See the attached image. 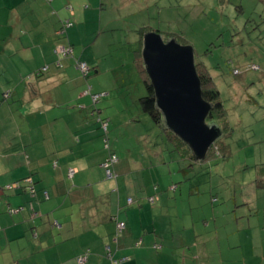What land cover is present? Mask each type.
<instances>
[{
    "label": "crops",
    "instance_id": "crops-1",
    "mask_svg": "<svg viewBox=\"0 0 264 264\" xmlns=\"http://www.w3.org/2000/svg\"><path fill=\"white\" fill-rule=\"evenodd\" d=\"M88 2L91 0H0V55H6L0 61V75L6 91L17 94L10 101L11 94L4 97L6 92L0 88V264H77V258L86 252L87 264H113L111 258L117 264H185L179 260V252L188 243L195 249L186 264H215L222 250L219 232L215 233L217 245L205 236L211 232L198 231L209 221H179L180 215L160 219L163 209L171 213L172 202L177 206L165 192L176 189L162 173L166 154L159 152L143 168L139 192L131 193L130 184L126 187L127 177L122 179L121 190L117 174L107 176L103 164L110 152H116L106 149L101 123L110 120L98 118L96 112L86 118L91 106H96L94 94L69 91L68 82L79 70L77 62H83L88 53L85 49L75 57L72 39L78 33L86 34L88 21L93 28L95 19L103 18V9L98 4L88 6ZM66 22L72 26L65 29ZM67 45L72 47V55L55 54L57 47ZM141 46L143 50V37ZM44 67L48 71L40 73ZM64 87L67 93H56ZM28 178L34 193L25 188ZM175 179L170 176L172 182ZM18 181L20 190H5ZM68 183L74 189L66 190ZM131 195L138 196L136 202ZM152 197L159 203L150 205L147 199ZM135 203L139 210L128 212ZM147 210L155 213L151 221L147 214L142 215ZM173 210L177 215L181 212L178 206ZM105 215L109 218L104 229L97 217ZM119 222L126 224L120 234ZM109 234L116 247L108 244ZM158 245L160 253H153ZM261 251L260 263L264 264V247ZM252 257L256 258L255 251ZM244 258V264H259L248 254Z\"/></svg>",
    "mask_w": 264,
    "mask_h": 264
},
{
    "label": "rangeland",
    "instance_id": "rangeland-1",
    "mask_svg": "<svg viewBox=\"0 0 264 264\" xmlns=\"http://www.w3.org/2000/svg\"><path fill=\"white\" fill-rule=\"evenodd\" d=\"M97 4L103 9L102 20L95 19L93 28L88 21L86 34L78 33L75 40L72 39L75 57L77 52L85 49L88 52L83 62L90 68V75L85 77L80 69L77 74H71L69 91L85 90L99 95L98 103L91 106L92 111L86 118L96 112L98 118L110 120L107 137L111 150L120 160L116 168H112L120 178L116 181L118 187L123 190L122 179L127 177L125 185L130 184L134 193L137 186L142 185L143 168L162 151L167 157L162 173L169 177L167 184L176 187L175 191L168 188L165 192L176 200L181 212L175 213L173 209L177 206L172 202L171 213L163 209L160 219L180 215L179 221H209L210 224L201 226L203 229L198 231L211 232L205 236L213 242H216L215 233L219 232L222 250L215 264L221 261L244 264L247 254L261 264L264 247L261 243L264 238V0H91L87 5ZM144 30L159 33L165 42L175 39L181 45L193 47L195 62L208 69L220 93L226 116L207 124L217 125L222 135L204 160H194L190 155L181 158V150L172 148L166 136L171 131L165 125H156L142 110L141 99L148 94L144 83L147 74L142 68ZM5 58L6 55H0V61ZM3 83L0 75V88L11 94ZM63 90L67 93L66 87L57 88L56 93ZM15 96L14 93L10 101ZM187 149H190L188 145ZM171 175L176 177L174 182L170 180ZM68 189H74L72 183L66 185ZM140 194L139 198H143V193ZM131 196L136 202L138 196ZM147 200L149 202V198ZM149 203L158 204L159 200ZM133 209L139 210L138 204L128 212ZM146 214L151 221L155 213L148 210L142 213ZM108 218L107 215L97 217L104 229ZM113 240L110 235L107 242L116 247ZM194 246L188 243L181 248L179 260L190 263ZM199 247L203 248L202 244ZM156 249L159 250L153 253H160L159 245ZM253 251L256 258L252 257Z\"/></svg>",
    "mask_w": 264,
    "mask_h": 264
},
{
    "label": "water",
    "instance_id": "water-1",
    "mask_svg": "<svg viewBox=\"0 0 264 264\" xmlns=\"http://www.w3.org/2000/svg\"><path fill=\"white\" fill-rule=\"evenodd\" d=\"M142 57L164 125L197 160L206 159L222 131L207 124L213 105L203 97L193 47L175 39L165 42L159 33L149 32L143 38Z\"/></svg>",
    "mask_w": 264,
    "mask_h": 264
},
{
    "label": "trees",
    "instance_id": "trees-1",
    "mask_svg": "<svg viewBox=\"0 0 264 264\" xmlns=\"http://www.w3.org/2000/svg\"><path fill=\"white\" fill-rule=\"evenodd\" d=\"M147 33H149V31L144 30V32L142 33V37L144 38V35ZM169 38H171V37H169ZM142 59H143V57H142ZM142 68H143V72L146 73L144 64H143ZM196 68H197L198 75L201 79L203 97L207 102H209L213 105L212 112L210 113V115L207 119V122L212 123L214 120L224 119L226 116L225 109H224L222 102L220 101V93L215 87V84L213 82V78H212L211 74L209 73L208 69L203 64H197L196 63ZM40 73H46V72H40ZM89 75H90V72H89L88 76ZM144 83H145V86L147 88L148 94H147V96H145L144 98L141 99L142 110L144 113L151 116V118L153 119V121L155 122L156 125L163 126L164 125V117H163V114L161 113V111L156 106L154 89L151 85V82H150V79L148 78V76L146 77V81ZM108 133H109V131H108ZM168 136H169V139H171V141L173 142L172 144L175 145L176 150L180 149L182 152V155H184V156L190 155V157L195 160V157L193 155H191V153H190L191 150L187 149V145L185 142L182 141V139H180L177 135H175L172 132ZM106 138L107 137L104 134V140ZM27 180H31V179L28 178L25 181L27 182ZM15 183H18L20 185V187H18L15 190H20V188H22V183L19 181L15 182ZM15 183H13V184H15ZM28 184H27V186H25V188L28 190L29 193H34L33 187L30 186V184H32V181H31V183H28ZM8 186H10V185H8ZM8 186L5 187V190H7V191H9ZM11 191H13V190H11Z\"/></svg>",
    "mask_w": 264,
    "mask_h": 264
},
{
    "label": "built area",
    "instance_id": "built-area-1",
    "mask_svg": "<svg viewBox=\"0 0 264 264\" xmlns=\"http://www.w3.org/2000/svg\"><path fill=\"white\" fill-rule=\"evenodd\" d=\"M70 26H72V24L70 22H66L65 25H64V28L66 29L67 27H70ZM64 31L65 30L63 29L62 32L64 33ZM55 54H57V55L61 54L62 57H69L70 55L73 54V49H72L71 46H68V45L67 46H59V47L56 48ZM77 64H78L77 65L78 68L82 71V73L85 76H87L89 74V71H90V69L87 66V64L83 63V62H77ZM58 65H60V64L58 63ZM47 71H48V67H44L41 70V72H47ZM8 96H9V94L5 95V97H8ZM93 100H94L95 103L98 102L99 101V96L98 95H94L93 96ZM101 125H102L101 127L103 129V132H104V134L107 137V135H108L107 133L109 131L108 130V128H109L108 121H102ZM105 147H106V149L110 148V143H109V138L108 137L105 139ZM118 162H119V157L117 156V154L116 153H110L108 158H107V160H106V162L103 164V167L106 169V173H107V176L109 178H115L116 174L113 172L112 168ZM27 182L31 183V180H27ZM18 187H20V185L18 183H15V184H12V185L8 186V190H15ZM155 201H156V197H152V198L149 199V202H151V203H154ZM128 203L132 204L133 203L132 199H129ZM118 229H119V234L122 233L126 229V224L124 222H119L118 223ZM106 251H107L108 256L110 257L111 248L107 247ZM88 258H89V252H86V253L80 255L77 258V264H87ZM111 260H112L113 264H117L119 262L117 260H113L112 258H111Z\"/></svg>",
    "mask_w": 264,
    "mask_h": 264
},
{
    "label": "clouds",
    "instance_id": "clouds-1",
    "mask_svg": "<svg viewBox=\"0 0 264 264\" xmlns=\"http://www.w3.org/2000/svg\"><path fill=\"white\" fill-rule=\"evenodd\" d=\"M71 24H72V23H71ZM89 69H90V68H89ZM89 72H90V71H89ZM146 74H147V73H146ZM87 76H88V75H87ZM147 76H148V75H147ZM5 95H6V93H5ZM5 95H4V97H5ZM93 96H94V95H92V98H93ZM98 96H99V95H98ZM93 101H94V100H93ZM94 103H95V102H94ZM96 103H98V102H96ZM96 103H95V104H96ZM102 121H105V120H102ZM108 123H109V122H108ZM207 123H208V122H207ZM210 150H211V149H210ZM88 259H89V258H88ZM87 262H88V261H87Z\"/></svg>",
    "mask_w": 264,
    "mask_h": 264
}]
</instances>
